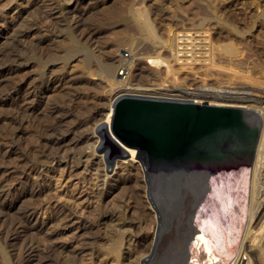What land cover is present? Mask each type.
Returning <instances> with one entry per match:
<instances>
[{
	"label": "rangeland",
	"instance_id": "rangeland-1",
	"mask_svg": "<svg viewBox=\"0 0 264 264\" xmlns=\"http://www.w3.org/2000/svg\"><path fill=\"white\" fill-rule=\"evenodd\" d=\"M138 10L162 40L171 30H199L216 48L209 72L202 61L196 73L175 65L172 88L252 83L227 76L229 69L264 83V0H0V171H17L0 179V264H37L26 260L30 251L53 252L60 264H115L108 250L120 238L119 220L104 216L116 211L125 224L120 255L135 252L142 260L151 254L159 220L145 170L129 157L109 172L97 151V128L109 123L115 90L104 64L116 66L127 50L137 64L133 74L143 73L132 74L133 82L173 80L142 58L168 52L139 32ZM115 173L124 182L117 189L111 187ZM73 217L85 219V231L63 229ZM83 244L89 249L78 254Z\"/></svg>",
	"mask_w": 264,
	"mask_h": 264
},
{
	"label": "bare ground",
	"instance_id": "bare-ground-1",
	"mask_svg": "<svg viewBox=\"0 0 264 264\" xmlns=\"http://www.w3.org/2000/svg\"><path fill=\"white\" fill-rule=\"evenodd\" d=\"M135 18L139 32L168 52V57L162 56L159 53L161 51L154 55L143 56L147 67L152 71L164 68L166 75L171 74L173 80L165 79L158 84H142V81H137L141 79V76L133 82L134 76L143 74L141 69L135 67L137 68L135 74L132 69L130 78L120 82L114 75L117 66L113 64L114 61L104 64L103 72L106 76L112 77L115 87L108 100L111 110L108 114V125L112 121L115 101L121 96L134 95L209 104L218 117L221 128L218 132L216 152L211 154L207 161L196 165L193 173L184 174L180 187L173 192L166 194L157 189L151 197L147 178L144 179L148 195L154 199L159 220L149 256L141 260L139 256L135 257V252L128 251L122 257L119 246L121 237L125 236L124 221L120 219V213L117 211L104 216V218L119 220L115 230L120 238L112 242L108 250V253L113 255L112 261H115V264H264V83L255 81L258 80L257 77L254 78L247 73L248 71L240 74L236 69L235 71L229 69L227 71L229 73H225L227 76L236 77V79L240 77L245 82L249 80L253 83L254 81L259 86L255 83L253 86L249 83V86L243 87L206 83L207 85L202 84L203 86L200 85L198 88L180 86L172 88L168 83L175 81L176 75L173 76L177 70L175 65L186 72V69L194 73L198 71L195 69L196 65H188V61L183 58L185 55H182L179 50L181 49L179 36L185 40L188 35L180 34L183 33L182 31L177 34L171 30L169 39L162 40L157 36L153 23L144 12L138 10ZM197 33L200 34V32ZM202 33V35L205 34ZM214 48L215 46L211 48V51ZM221 50L224 49H220L219 52ZM225 50L223 52L227 54L232 51V49ZM214 55H210V59L205 58L199 61V63L204 62L202 65L206 66V72L213 68L210 65L215 59ZM134 61L135 57L132 59V68L137 66V64L133 65ZM208 68L209 71H207ZM120 84L124 86H118ZM65 119V117L62 118L63 125ZM64 132L60 133L64 134ZM60 133L59 135H62ZM58 143L61 142L50 141V145ZM130 157L145 170L141 160L133 154ZM12 167L0 171V179L14 172L17 173L12 170ZM116 177V173L112 175L113 189L119 188L124 183ZM86 228L84 218L73 217L63 229L79 234ZM35 231L39 233L43 231V228L38 225ZM130 241L131 239L128 240ZM130 245L133 244L130 242ZM88 249L89 247L83 244L76 252L82 254ZM132 258L134 260L130 261ZM26 260L28 263L60 264L53 252L41 255L38 251H30V254L26 255Z\"/></svg>",
	"mask_w": 264,
	"mask_h": 264
},
{
	"label": "water",
	"instance_id": "water-1",
	"mask_svg": "<svg viewBox=\"0 0 264 264\" xmlns=\"http://www.w3.org/2000/svg\"><path fill=\"white\" fill-rule=\"evenodd\" d=\"M220 128L209 104L126 95L115 101L111 124L97 128V151L109 172L131 154L141 160L153 197L179 188L184 174L216 152Z\"/></svg>",
	"mask_w": 264,
	"mask_h": 264
},
{
	"label": "built area",
	"instance_id": "built-area-1",
	"mask_svg": "<svg viewBox=\"0 0 264 264\" xmlns=\"http://www.w3.org/2000/svg\"><path fill=\"white\" fill-rule=\"evenodd\" d=\"M180 34L188 35L185 40L182 36H179L181 41V49L179 50L182 55H185L183 58L188 61V65H197L199 61L205 59V57L208 59L210 58L211 47L209 38L201 36L197 32H185ZM132 59V54L127 50H124L119 55L116 77L120 82H125L130 78L132 72Z\"/></svg>",
	"mask_w": 264,
	"mask_h": 264
}]
</instances>
